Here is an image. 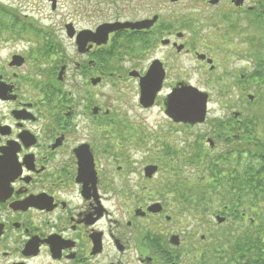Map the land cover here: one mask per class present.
<instances>
[{
  "label": "flooded vegetation",
  "instance_id": "flooded-vegetation-1",
  "mask_svg": "<svg viewBox=\"0 0 264 264\" xmlns=\"http://www.w3.org/2000/svg\"><path fill=\"white\" fill-rule=\"evenodd\" d=\"M236 2L66 0L59 30L30 18V0L0 4V264H264V141H245L240 100L193 125L168 115L196 69L217 101L220 85L240 88L232 62L215 59L231 42L218 25L264 14L260 0ZM252 62L260 85L264 61ZM196 128L209 133L190 140ZM204 169L226 201L214 213L207 190L186 205Z\"/></svg>",
  "mask_w": 264,
  "mask_h": 264
},
{
  "label": "rangeland",
  "instance_id": "rangeland-1",
  "mask_svg": "<svg viewBox=\"0 0 264 264\" xmlns=\"http://www.w3.org/2000/svg\"><path fill=\"white\" fill-rule=\"evenodd\" d=\"M28 0H0V4L3 5L4 8H9L8 6L12 4L15 7L20 8L25 2ZM31 6L29 10V16L30 18L35 19H44L45 21L42 22V24H45L46 26H51V24H55L53 28H56V30H59V27H61V23L64 21V15L68 10L70 9L68 6H66V0H58V8L52 12L49 8V5L46 3L45 0H30ZM70 2H73V5L75 6L76 3L79 2V0H70ZM181 4H196L200 5V8H203L201 3H194V0H180ZM20 4V5H19ZM178 7H172L173 10H176L180 8ZM14 8V7H13ZM11 8V9H13ZM15 9V8H14ZM206 13H209L212 8H204ZM262 19H259L257 22L253 23V20H250V17L246 16L240 21H237L235 23H228L221 22L218 27L220 28V31L224 32V37L227 39H231L230 44L222 45L220 47L219 51L222 52L223 58L221 60L220 54L218 51L215 53V59L217 62H222L225 59H229L231 61L230 70L233 71L234 79L239 80L241 76L243 78L240 79V88H232L231 86L227 87L226 85L222 84L220 85L222 89V99L217 101V96H215V92H217L219 88H216V84L210 80V76L207 75L206 70L202 69H196L193 72H191L188 76V80L191 83L192 86L197 88L199 91L205 92L209 96V103L208 108L211 110L210 114H216L219 116H223L226 114L227 111L232 107L231 104H229L230 100L232 98H235L240 100V108L241 111V120H243L246 116H249V118L256 117V114H258L261 117H264V78H261V84L257 85L254 84L253 80L250 79V74L252 73V61L256 62V60H262L264 61V25L261 24ZM244 21V23H243ZM227 28V29H226ZM59 40L61 45L64 47V38L61 34V32H58ZM241 38H240V37ZM229 48H232V52L228 54ZM200 52H205L206 50L204 48L199 49ZM227 55V58L225 57ZM219 69L217 73H221L222 71ZM244 79V81H242ZM251 95L253 96L252 101H249L247 99V96ZM256 95V97H255ZM155 112L151 113L149 119L152 121L155 118ZM193 135L192 137H189L190 140H195L198 135L200 136H206L209 132H207L204 128H196L192 131ZM257 134H252L250 137L245 136V141H254L255 139H260L261 141H264V121L260 122L258 125V129L256 130ZM244 133V132H243ZM181 135V141L184 140L185 134ZM210 135V134H209ZM177 137V136H176ZM178 138V137H177ZM198 150L201 151V147H197ZM208 147H204V150H207ZM197 150V151H198ZM251 150V149H250ZM218 152H225V149L223 146L219 145L217 151ZM254 155L250 156L247 155L245 159L240 163V166L242 168V172L245 177V167L246 165H252L256 171L258 170L257 162L253 159ZM217 165H221V163H217ZM204 169L201 174H199V177H205V181H203V184L206 185L211 178L208 177V172ZM243 177V178H244ZM256 178V177H255ZM253 179V178H252ZM217 189V187H220L221 184H216L214 182H211ZM207 194L210 193V189H207ZM216 192L223 193L221 190H216L215 193H212L211 196V205L212 208L209 209V212L214 213L216 210L222 209L224 205H226V201L221 199L222 195H220L221 198L216 194ZM217 200L221 201V205L217 204ZM249 200L244 199V201L241 202V204H248ZM260 202V201H258ZM260 205V204H259ZM217 206V207H216ZM219 206V207H218ZM259 210V219H260V225H264V208L262 207V204L260 205ZM198 216V214H197Z\"/></svg>",
  "mask_w": 264,
  "mask_h": 264
},
{
  "label": "water",
  "instance_id": "water-1",
  "mask_svg": "<svg viewBox=\"0 0 264 264\" xmlns=\"http://www.w3.org/2000/svg\"><path fill=\"white\" fill-rule=\"evenodd\" d=\"M243 0H237L236 5H240ZM153 96V94H151ZM149 91H141V100L149 105L151 96ZM207 94L198 91L191 86L181 87L175 91L169 99L168 115L175 121L188 124L202 123L206 114ZM247 99L252 101L253 96L248 95ZM219 222L221 220H218Z\"/></svg>",
  "mask_w": 264,
  "mask_h": 264
},
{
  "label": "trees",
  "instance_id": "trees-1",
  "mask_svg": "<svg viewBox=\"0 0 264 264\" xmlns=\"http://www.w3.org/2000/svg\"><path fill=\"white\" fill-rule=\"evenodd\" d=\"M261 10V15L264 14V0H260V8ZM260 19H262L260 22L262 25H264V17L261 16ZM264 29V27L262 28ZM260 76L261 78L263 79L264 78V73L261 72L260 73ZM250 79L251 81L254 79V74L253 72L250 74ZM254 82V80H253ZM256 97V95H255ZM264 121V117H261L259 116L258 114H256V117L254 118H249V116H246L245 119H244V133L243 134H246V137H250L252 134H257L256 130L258 129V125L260 122ZM249 145H246V149L245 150V154L246 155H250L252 156L253 155V150H248L249 148ZM198 153H200V150H198ZM210 163L208 162V165ZM244 181H245V184H250L249 186H252V178H255V169L253 168L252 165H246L245 167V177H244ZM251 182V183H250ZM214 183H217V184H221V181L219 178H217L216 182ZM207 189H210V193H215L216 191V187L211 183V182H208V184L204 185L203 183H200L196 186L195 188V191H197V195H200L201 196V199H197L195 202H188L186 203V205L190 206H195L196 208L199 207L201 204H204L206 201H205V198H204V193L206 194V190ZM216 194L220 197L221 193L220 192H216ZM207 197L208 199L210 200L209 198V194H207ZM202 201V202H200ZM205 201V202H204ZM217 204L221 205V201L220 200H217L216 202ZM256 203V202H255ZM259 204L261 205L262 204V207L264 208V202H259ZM219 207V206H218Z\"/></svg>",
  "mask_w": 264,
  "mask_h": 264
}]
</instances>
